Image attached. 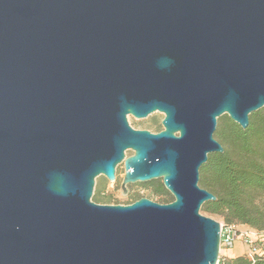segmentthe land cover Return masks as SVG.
I'll use <instances>...</instances> for the list:
<instances>
[{"label": "water", "instance_id": "water-1", "mask_svg": "<svg viewBox=\"0 0 264 264\" xmlns=\"http://www.w3.org/2000/svg\"><path fill=\"white\" fill-rule=\"evenodd\" d=\"M263 107L264 0H0V264H217L200 168ZM120 162L174 199L91 200Z\"/></svg>", "mask_w": 264, "mask_h": 264}, {"label": "trees", "instance_id": "trees-1", "mask_svg": "<svg viewBox=\"0 0 264 264\" xmlns=\"http://www.w3.org/2000/svg\"><path fill=\"white\" fill-rule=\"evenodd\" d=\"M214 135L223 144L224 152L209 153L200 168L199 184L217 199L204 202L201 211L223 219L226 225H246L264 231V107L250 114L246 128L228 114L222 115ZM157 182L156 192L165 197L159 202L172 201L174 197L163 180H153L151 184ZM219 264H264V250L253 257L247 251L225 256Z\"/></svg>", "mask_w": 264, "mask_h": 264}, {"label": "rangeland", "instance_id": "rangeland-1", "mask_svg": "<svg viewBox=\"0 0 264 264\" xmlns=\"http://www.w3.org/2000/svg\"><path fill=\"white\" fill-rule=\"evenodd\" d=\"M163 117H164V113L160 111H154L148 116L143 117V118H137L132 114H128V120L134 128H139V129L147 128L155 132L163 128V125H162ZM132 153H133L132 149L126 150L127 156ZM116 173H117V179L115 181L108 180L104 175H100L96 177L94 193L92 195L91 200L98 202V203H103V201L124 203L128 201L130 198H135L137 196H148L157 201L165 200V197L158 194L154 188L155 186H157L158 182L154 183V185L151 184L153 180L161 181L162 178H155L149 181H137L135 183H128L127 186L128 187L131 186V191L129 192V195H125L121 191L122 190L121 184H122V181L125 175L124 162H120L117 165ZM113 188H115V191L112 192ZM98 200H102V201H98ZM202 213L205 214L204 212ZM216 219L221 222L224 221L223 219H218V218ZM246 228L247 227H242L241 230L246 232L248 230ZM250 235H252L254 240H256L255 239L256 236L254 235L253 232H250ZM240 243H242V245L244 246V251L246 252V250H248V246L246 245L243 239H237L233 247L237 249V247H240ZM227 248H231V247H227L224 244L221 245V249L219 252V259L225 258V252Z\"/></svg>", "mask_w": 264, "mask_h": 264}, {"label": "built area", "instance_id": "built-area-1", "mask_svg": "<svg viewBox=\"0 0 264 264\" xmlns=\"http://www.w3.org/2000/svg\"><path fill=\"white\" fill-rule=\"evenodd\" d=\"M117 174V173H116ZM242 227H247L246 232L242 231ZM250 232H253L256 236V240H254L253 236L250 235ZM237 239H243L248 246V254L253 257L255 253L264 250V231L258 232L257 230L250 228L246 225H226L221 222V245H225L227 247H233L235 241ZM220 260V259H219ZM219 260L217 264H219Z\"/></svg>", "mask_w": 264, "mask_h": 264}, {"label": "crops", "instance_id": "crops-1", "mask_svg": "<svg viewBox=\"0 0 264 264\" xmlns=\"http://www.w3.org/2000/svg\"><path fill=\"white\" fill-rule=\"evenodd\" d=\"M244 253H245L244 246L242 245V243H240V247H237V249H235L234 247L227 248L225 252V256L234 257V256L242 255Z\"/></svg>", "mask_w": 264, "mask_h": 264}, {"label": "flooded vegetation", "instance_id": "flooded-vegetation-1", "mask_svg": "<svg viewBox=\"0 0 264 264\" xmlns=\"http://www.w3.org/2000/svg\"><path fill=\"white\" fill-rule=\"evenodd\" d=\"M121 189H122V187H121ZM113 191H115V188L112 189V192H113ZM121 191H122V193H124V192H123V189H122ZM130 191H131V186H129V187L127 186V193H126V194L124 193V194H125V195H129V192H130ZM138 198H140V197H138ZM138 198H136V197H135V198H130L128 201L124 202V204H126V203H131V202L137 200ZM103 203H115V202H110V201H108V202H107V201L104 202V201H103ZM117 203H118V202H117Z\"/></svg>", "mask_w": 264, "mask_h": 264}]
</instances>
